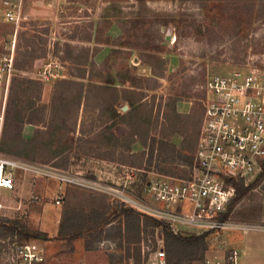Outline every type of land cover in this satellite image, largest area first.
Returning <instances> with one entry per match:
<instances>
[{
	"label": "rangeland",
	"instance_id": "rangeland-1",
	"mask_svg": "<svg viewBox=\"0 0 264 264\" xmlns=\"http://www.w3.org/2000/svg\"><path fill=\"white\" fill-rule=\"evenodd\" d=\"M2 1L0 0V111L6 92L3 121L10 78L12 75L18 74L16 70L8 66V59L11 57L13 59L16 48L19 46L22 49L26 44V40L35 36L37 43L39 42V48L46 50L44 63H49L48 61L52 60L62 67L68 68L67 63L61 62L58 57L54 56L53 42L55 40H59L60 42L67 41L64 39H67L73 34H79L82 30H87V25L90 21L95 20V18H99V25L103 28L110 21L101 19L102 17L111 16L113 18H120L119 20H123L122 17L126 16L133 17L127 25V30L133 31H131V34L125 40H129L130 43H134L135 45L144 43L151 47L153 44V34H155V38H159L162 41L164 50L172 51L179 56L177 68L165 74L164 80L162 81L163 87L161 88L159 99V102L162 101L161 103H165L170 96L176 95L181 84L185 80L187 82L190 77H197L199 74H203L204 82L208 73L225 72L233 68L249 65L264 68V0H69V3H61L60 6L57 0H22V19L18 24L5 20L3 13L4 4ZM33 5L35 6L34 8H37L35 10L37 13L34 12V14L31 13ZM236 7H238L237 10L235 9ZM50 10H53V13ZM216 11H218V14L220 11L223 14L222 17L220 16L221 21L219 23L210 19L211 15L214 12L216 13ZM235 11L238 15H243L244 20L249 23V26L238 34L235 31L237 19L228 18V14L231 15ZM53 14L55 15L54 18L49 19ZM35 15L39 17H33ZM154 25L156 27L155 32L153 30ZM160 25L161 28H159ZM199 25L202 30L201 34H198L196 30ZM47 27L49 31L45 35L43 32ZM149 28H152L150 32ZM158 28L160 29L159 32ZM135 29L137 32L134 31ZM166 36H169V39L165 38ZM41 38L44 43L41 42ZM61 54H63L62 51L59 52V55ZM118 57H120L119 67L126 64V60L122 54ZM43 67V64L37 67L35 74L30 75L29 72H21V74L37 79V70ZM41 82L43 91L44 85L48 82ZM53 83L54 81L50 82L51 93ZM202 84L197 87L198 95H195L196 97L181 98V100H189L191 102V107L187 104L186 109L182 111L190 110L187 115L192 120L198 121L197 128L201 116L199 99L202 96ZM26 100L23 101V105L26 104ZM122 106L120 105L117 108L118 112L122 111ZM155 113L156 108L153 110V115ZM158 122L157 128L160 126V122H162L161 119ZM2 128L3 122L0 137ZM154 133V130L149 131V135H153ZM171 142L176 146H179L181 143V141L175 143L172 136ZM134 148L137 150H133L131 146L132 152L135 155L137 154L134 156V159L138 163L141 162L140 165L120 163L117 159L114 161L106 158H102L106 161L98 162L96 159L98 157L77 153L76 151L70 152L67 167H62L54 163L60 162L61 158L51 162L32 160L25 157L21 158L34 162L48 163L86 178H101L106 182L114 181L123 186L126 173L132 170L121 165L143 169L147 168V156L140 154L143 151L146 152L147 149L142 144L141 147L137 145ZM165 156L167 154L158 157L155 156L152 164L155 165L157 163L159 167L170 170L171 174L178 176L187 175L188 169L186 166H182V162L179 159L173 156V160L167 159L164 161L163 157ZM131 179L132 176L126 180ZM25 182L29 183L30 187L28 190L21 188ZM125 184L129 188V183L126 182ZM57 187L58 183L54 179L20 173L17 174L16 186L13 190L0 189V218L17 219L26 224L29 229H36L43 236L50 238L47 240H25L19 238L15 240L14 244L11 243L6 246V249L2 251L4 254L13 251L12 249H15V246L18 244L32 241L34 243L36 242L38 246L46 247L43 248L47 260H51L53 257H63L71 260L75 257L74 253L76 248H84L83 239H76L73 242V250L70 251L66 243L55 240L54 238L58 233L63 207L67 204H74L77 201L72 198V193L76 191L78 193L94 194L95 192L77 187L67 188L66 186L64 190L65 195L61 204L56 205L54 204V198ZM131 187L135 193H140L138 186ZM106 199L107 202H114L108 197ZM258 203L264 205V192L260 186L251 189L243 199L238 201L232 208V214L237 217L234 214L235 211L253 207ZM260 219L264 218L262 217ZM117 221L118 219L115 220L114 224H117ZM156 225L142 226L139 238L132 243L122 241L121 248L118 247V240L116 238H106L104 236L105 233H103L100 239L93 243L92 249L90 250L100 259V261H97V259L94 260V263L146 264L150 250L156 247V237L160 235V232L157 233L156 231L160 230L163 232L162 227L156 230ZM109 227L110 225L105 228L107 229ZM230 234H232V231L222 233V239L230 238ZM207 242L208 250L205 252L204 260L214 259L223 255L224 248L214 243L212 236H207ZM138 248H140V260L135 261L134 256L137 254ZM127 254L129 256H126ZM3 257H6V255ZM204 260H195L190 264H203ZM80 262L85 264L83 260H78L75 263ZM183 264L187 263L184 262Z\"/></svg>",
	"mask_w": 264,
	"mask_h": 264
},
{
	"label": "trees",
	"instance_id": "trees-1",
	"mask_svg": "<svg viewBox=\"0 0 264 264\" xmlns=\"http://www.w3.org/2000/svg\"><path fill=\"white\" fill-rule=\"evenodd\" d=\"M235 9L237 10L238 7ZM220 16H223L221 11L219 14L216 11L210 19L219 23ZM228 18L237 19L235 26L237 34L249 26L243 15H238L236 11L231 15L228 14ZM99 26L98 22L94 36L95 42L102 41L97 33ZM93 27L94 22L90 21L87 30L73 34L67 39L90 41ZM196 30L198 34H201L200 25ZM48 31L47 27L43 33L47 35ZM41 42L44 43L42 38ZM38 43L35 36H32L26 40L22 49L18 46L14 52L12 68L18 74L10 78L0 137V148L3 151L43 162L56 161L61 158L60 162L54 163L62 167H67L69 164L71 151L114 161L117 159L120 163L140 165L141 162L138 163L134 159L137 154L135 155L131 150L132 143L139 141L147 149L146 152L140 153L142 156H147V167L153 166L159 171L171 173L170 170L159 167L157 163L152 164L155 156L163 154H167L163 157L164 161L173 160L176 157L182 164H192L198 121L192 120L187 114L179 113L176 109V102L183 97L190 98L198 95L197 87L203 82V74L190 77L187 82L185 80L176 95L167 98L165 103L160 101L157 104L154 115L153 106L147 107L143 102L135 105L137 101L130 100H128L129 110L121 114L117 108L123 96L115 87L107 86V83H110L109 79L102 76L98 70L95 73L92 72L95 63L90 58V47L55 40L53 42L54 56L58 57L61 62L67 63L70 74L79 75L80 80L55 79L49 102L44 103L41 101L42 82L21 74V72L31 71L35 60L46 56V50L39 48ZM60 51L63 54L59 55ZM82 79H87V82L85 83ZM25 99H27L26 104L23 105ZM91 100L94 102L93 105ZM159 119L162 122L157 128ZM120 123L128 128L127 132L122 135L114 131L115 126ZM25 124L34 126L30 138L22 135ZM151 130H154L156 134L149 135ZM173 133H179L182 137L179 146L171 142ZM234 185L236 194L231 201L230 209L256 186H260L264 192V163L262 172L252 183L245 186L240 182H234ZM72 198L77 201L63 207L58 233L54 238L66 243L70 251L73 250V242L76 239H83L84 248L91 250L93 243L98 241L103 233L106 238H116L118 247L121 248L122 241L132 243L139 238L142 226L161 224L166 264H183L184 262L190 264L192 261H203L205 258V252L208 250L207 233L175 234L165 223H156L146 218L141 219L138 212L118 202H107V196L100 193L85 194L75 191L72 193ZM234 214L242 219L264 218V205L258 203L253 207L235 211ZM116 219H118L117 224H114ZM108 225L110 227L106 229ZM0 237H8L10 242L19 238L25 240L50 239L36 229H29L19 220L10 218H0ZM134 260H140V248Z\"/></svg>",
	"mask_w": 264,
	"mask_h": 264
},
{
	"label": "built area",
	"instance_id": "built-area-1",
	"mask_svg": "<svg viewBox=\"0 0 264 264\" xmlns=\"http://www.w3.org/2000/svg\"><path fill=\"white\" fill-rule=\"evenodd\" d=\"M21 1H2L6 21L15 24L21 21ZM8 60L11 68L12 57ZM62 68L58 63L47 64L37 71V79L48 82L62 77ZM201 92V116L192 164H182L188 169L186 176L165 173L153 166L143 169L121 165L137 171L126 173L122 186L101 178H86L48 163L30 161L0 148V189L13 190L17 174L21 173L54 179L58 183L56 205L61 204L66 186L100 193L133 209L142 218L165 223L175 234L207 233L212 236L214 243L224 248V253L221 257L205 259L203 264H237L239 250L231 247L221 234L264 232V219L237 218L229 208L236 194L234 182L246 186L263 169L264 68L249 65L208 73ZM5 99L6 92L0 111V132ZM130 176L132 179L126 180ZM131 186H138L140 193H135ZM161 227L158 224L155 229ZM156 232L160 235L156 237V247L150 250L146 264H166L163 232ZM12 250L3 253L6 257L2 256L1 264H34L45 258L44 248L32 241L18 244Z\"/></svg>",
	"mask_w": 264,
	"mask_h": 264
},
{
	"label": "crops",
	"instance_id": "crops-1",
	"mask_svg": "<svg viewBox=\"0 0 264 264\" xmlns=\"http://www.w3.org/2000/svg\"><path fill=\"white\" fill-rule=\"evenodd\" d=\"M60 4L69 3V0H57ZM53 3V1H52ZM46 4V3H45ZM49 5V4H47ZM32 6L31 13L34 14L37 8ZM47 7V6H46ZM46 11V10H45ZM51 12L53 10H50ZM49 11V12H50ZM37 13V12H36ZM53 13V12H52ZM31 14V15H32ZM54 14L49 17V19L54 18ZM39 17V16H33ZM99 19V18H98ZM98 19L93 20L94 27L92 30V39L90 41H83L79 39H64L68 42L80 45H88L90 47V58L95 63V67L92 69V72L95 73L97 70L101 73L102 76L109 79L110 83H107V86L115 87L123 98L119 101V106L121 107L120 113H124L129 110V101L143 102L147 107L153 106V110L156 108V105L160 99L161 88L163 87V80L165 74L172 72L177 68L179 64V56L172 51L164 50L162 47V41L159 38L153 37L152 46H147L146 44H134L130 43L129 40H125L128 35L131 34L133 30H127V25L133 17L126 16L120 18H113L111 16H105L101 19L110 21L108 25L103 28L99 26L98 37L102 40L101 42H95L94 36L98 27ZM161 28V25L159 26ZM158 28V32L160 29ZM152 28H149V32ZM154 25V32H155ZM136 31V29L134 30ZM137 32V31H136ZM135 32V33H136ZM134 33V32H133ZM133 35V34H132ZM146 36V35H145ZM166 38V37H165ZM156 39V40H155ZM95 48V50H94ZM120 54L124 56L126 64L121 67L118 66ZM125 54V55H124ZM55 58V57H54ZM44 58L35 60L34 69L29 71V74H35L37 67L46 66L47 64H55L52 60L48 61L49 63H44ZM55 69V68H53ZM38 71V70H37ZM89 71V66L87 67V73ZM63 74L59 78H74L79 79V75L70 74L69 68L63 66L61 69ZM58 79V78H56ZM55 79H51L43 87L41 101L48 103L51 94V84ZM85 83L87 79H82ZM99 82V81H96ZM91 104L94 102L91 100ZM191 107V102L188 100H178L176 102V109L181 114H187L190 110H185L186 105ZM34 126L32 124H25L22 130V135L25 138H30L33 133ZM128 130L127 126L123 123L117 124L114 128V131L118 135L126 133ZM175 143L181 141V135L179 133H173L172 135ZM141 144L138 141L132 143L133 150H137L134 146ZM98 162H104L106 160L102 158H96ZM29 183L25 182L22 184V189L28 190ZM42 189V188H41ZM230 246L239 250V256L237 259V264H264V232L263 231H252L246 234H242L237 231H232L230 238L227 239ZM15 242V241H13ZM8 237H0V264L2 263L3 250L6 249L8 244H11ZM36 243V242H35ZM43 246V244H41ZM45 247V246H43ZM46 248V247H45ZM74 259L53 257L51 260L46 259V255L42 263L37 264H76L78 260L85 261V264H95L94 260L100 261V259L93 254L90 250H85L84 248H76ZM106 264H112L106 262Z\"/></svg>",
	"mask_w": 264,
	"mask_h": 264
},
{
	"label": "water",
	"instance_id": "water-1",
	"mask_svg": "<svg viewBox=\"0 0 264 264\" xmlns=\"http://www.w3.org/2000/svg\"><path fill=\"white\" fill-rule=\"evenodd\" d=\"M167 39H169V36H166Z\"/></svg>",
	"mask_w": 264,
	"mask_h": 264
}]
</instances>
